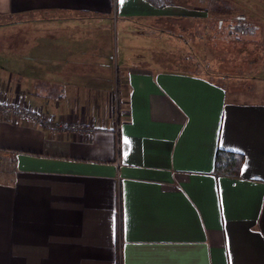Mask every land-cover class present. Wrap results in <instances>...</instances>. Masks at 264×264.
<instances>
[{"label":"crops","instance_id":"crops-1","mask_svg":"<svg viewBox=\"0 0 264 264\" xmlns=\"http://www.w3.org/2000/svg\"><path fill=\"white\" fill-rule=\"evenodd\" d=\"M254 1L0 0V102L94 128L0 115V264H264L256 77L228 87L157 67L168 53L152 41L194 52L173 21L258 16L264 0ZM113 26L141 35L137 56L124 44L114 62ZM219 148L244 156L238 177L215 174Z\"/></svg>","mask_w":264,"mask_h":264},{"label":"rangeland","instance_id":"rangeland-1","mask_svg":"<svg viewBox=\"0 0 264 264\" xmlns=\"http://www.w3.org/2000/svg\"><path fill=\"white\" fill-rule=\"evenodd\" d=\"M212 1L215 2L217 0H179L178 3L187 5V7H190L191 9H197L201 8L203 9L204 6L207 7V4ZM220 1V0H218ZM225 1V0H224ZM229 2V4L234 7L238 8V6H243V2L252 4L257 3L254 0H226ZM260 2V1H259ZM264 4V1H262ZM193 6V7H192ZM213 11V9H212ZM235 12V11H233ZM213 13V12H212ZM258 16L248 17V20L257 22L256 25H259L258 30H255V33L250 36H245L243 38V42L241 45H243V50H241L238 54H231L230 51L228 52L227 45L225 43H222L219 41L221 38L222 40L226 41L227 37V31L230 30L228 28V25L223 26L222 32L223 34H219L217 39H214V35L216 33L217 28L215 27L217 25L216 20H220V14L216 15H209L211 12L207 14L206 17H199L194 18L193 21L190 20L189 23H186L183 21V23H180L181 25H176L179 28V33L186 37V39L190 41H194L195 47L194 52H192L191 48L189 47L188 50L184 48V46H181L178 50V53L171 52L166 50V48H163V43L152 40L153 45L155 48L160 47V53L162 50L167 51L168 54H165L164 56L159 55V53L155 54L156 60H159V64L156 63L157 67L161 68H167V69H186L191 70L198 73H205L206 75H209L211 78L216 80L217 82H220L224 85H227L228 87L234 86L229 83L228 80H226L227 75H230L232 72H236L239 75L245 76V77H256L257 79V88L259 89L261 94L255 93L251 97L253 99L258 100H264V12H258ZM232 16V15H231ZM234 16V15H233ZM257 17V18H256ZM227 19V18H225ZM203 21L205 24L208 22V26L205 27L203 30V24H201ZM153 26L162 27L161 21H157L156 18L152 20ZM158 22V24H156ZM170 29L172 26L169 27ZM216 28V29H215ZM177 30V28H175ZM192 31L190 33L189 31ZM218 31V30H217ZM204 32V33H202ZM177 33V34H179ZM211 37L212 39L207 40L206 38ZM112 50H113V56H114V62L116 61L119 63V61H122V55L126 51V48H124V44L128 45L130 49L128 48V53L135 52L136 56L141 52V45L143 44V40L141 35H139L138 32H130L128 39L124 37L122 29L116 28V26H113L112 30ZM201 37V38H200ZM204 38V39H203ZM220 38V39H219ZM124 39H126V43H124ZM146 47L149 44V40L147 38L146 33ZM227 41L230 43V47L232 43L230 42L229 38H227ZM200 44L202 45L203 51L201 52L199 47ZM188 51V52H187ZM175 53V55H174ZM128 54V55H129ZM183 61L181 64L176 63H168L169 60L175 61V60ZM167 60V61H166ZM241 72V73H240ZM236 75V76H239ZM236 86H241L243 84V87L248 86V82H239L234 81ZM117 101V102H116ZM115 105V121L117 118H120L119 113L116 114L119 110V102L118 99L114 100ZM118 124V122H116ZM118 128V126H117ZM116 128V129H117ZM6 159V158H5ZM8 159V158H7ZM6 159V160H7ZM9 163H11V159H8Z\"/></svg>","mask_w":264,"mask_h":264},{"label":"trees","instance_id":"trees-1","mask_svg":"<svg viewBox=\"0 0 264 264\" xmlns=\"http://www.w3.org/2000/svg\"><path fill=\"white\" fill-rule=\"evenodd\" d=\"M151 4H153L156 7L162 8L168 5H174L178 3L179 0H147ZM227 18V19H225ZM217 25L215 26L217 28L216 33L214 35V39L218 38L219 34H223L222 28L225 25H228V28H230L229 31L226 33L228 34L226 37V41L222 40V38L219 40L222 43H225L228 48V52L230 51L231 54H238L243 50V38L245 36H250L255 33V30H258L259 25H256L257 22L248 20L247 16L243 15H223L220 16V20H216ZM203 24V30L205 27L208 26V22L206 24L201 21ZM174 26L181 25L180 22L177 23L173 21ZM215 28V29H216ZM204 33V32H202ZM182 36L180 33L178 34ZM264 35V33H263ZM201 38V37H200ZM204 38H206L204 36ZM203 38V39H204ZM227 38H229L230 42L232 43L231 47L229 46L230 43L227 41ZM207 40L212 39L211 37L206 38ZM200 51L202 52V45L200 44L199 47ZM241 73V72H240ZM239 75L236 72H232L230 75H227V77L231 78H237L242 77V75ZM244 162V156L241 153L233 152V151H226L223 149H218L216 152L215 157V165H214V172L216 175H223L228 177H238L240 175L241 167Z\"/></svg>","mask_w":264,"mask_h":264},{"label":"built area","instance_id":"built-area-1","mask_svg":"<svg viewBox=\"0 0 264 264\" xmlns=\"http://www.w3.org/2000/svg\"><path fill=\"white\" fill-rule=\"evenodd\" d=\"M116 114H118V112H116ZM0 115L2 117L16 116L33 122H39L44 127L50 129L51 131H56V132H63L65 130L92 132L94 130L92 126L84 123H64L63 121H54L52 118L47 116L40 117L35 112L25 111L21 108L15 107L14 105L6 102H0ZM116 131H118V128L116 129ZM1 154L3 155V153L0 152V158H2Z\"/></svg>","mask_w":264,"mask_h":264},{"label":"snow or ice","instance_id":"snow-or-ice-1","mask_svg":"<svg viewBox=\"0 0 264 264\" xmlns=\"http://www.w3.org/2000/svg\"><path fill=\"white\" fill-rule=\"evenodd\" d=\"M121 2H123V0H121Z\"/></svg>","mask_w":264,"mask_h":264}]
</instances>
